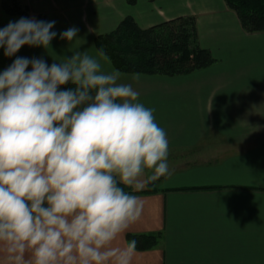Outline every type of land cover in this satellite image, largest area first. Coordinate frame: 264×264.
Returning <instances> with one entry per match:
<instances>
[{
  "label": "crops",
  "instance_id": "obj_1",
  "mask_svg": "<svg viewBox=\"0 0 264 264\" xmlns=\"http://www.w3.org/2000/svg\"><path fill=\"white\" fill-rule=\"evenodd\" d=\"M24 18L55 21L50 47L25 45L14 56L0 47V73L16 57L50 66L73 51L95 56V37L131 16L146 28L194 16L199 44L214 62L178 75L121 72L120 83L154 109L168 139L170 175L125 191L143 201V212L121 241L137 238L130 264H264V30L247 31L225 0H17ZM0 0V30L16 22ZM76 27V39H60ZM105 71L115 68L101 61ZM27 71H31V65ZM139 74V80H133ZM144 189H148L143 191ZM0 264H23L0 250Z\"/></svg>",
  "mask_w": 264,
  "mask_h": 264
},
{
  "label": "clouds",
  "instance_id": "obj_2",
  "mask_svg": "<svg viewBox=\"0 0 264 264\" xmlns=\"http://www.w3.org/2000/svg\"><path fill=\"white\" fill-rule=\"evenodd\" d=\"M54 25L9 22L0 47L7 57L25 45L48 49ZM78 32L59 36L72 42ZM102 60L103 47L50 66L16 57L0 73V250L10 260L130 264L137 241H121L144 205L125 187L141 188L146 171L149 182L170 175L169 142L154 109Z\"/></svg>",
  "mask_w": 264,
  "mask_h": 264
},
{
  "label": "trees",
  "instance_id": "obj_3",
  "mask_svg": "<svg viewBox=\"0 0 264 264\" xmlns=\"http://www.w3.org/2000/svg\"><path fill=\"white\" fill-rule=\"evenodd\" d=\"M234 9L247 31L264 30V0H225ZM6 12L27 17V5L17 0H2ZM42 21L44 19L41 16ZM97 49L103 47L107 59L120 72L161 75L189 73L214 62L211 52L199 44L195 17L178 16L142 28L125 16L111 31L95 37ZM71 84L64 85L67 89ZM148 189H144L146 191ZM132 235L154 239V235Z\"/></svg>",
  "mask_w": 264,
  "mask_h": 264
}]
</instances>
